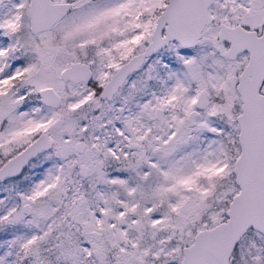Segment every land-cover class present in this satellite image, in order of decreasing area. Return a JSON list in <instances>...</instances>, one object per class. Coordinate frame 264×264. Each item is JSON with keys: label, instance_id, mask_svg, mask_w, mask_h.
<instances>
[{"label": "snow or ice", "instance_id": "obj_1", "mask_svg": "<svg viewBox=\"0 0 264 264\" xmlns=\"http://www.w3.org/2000/svg\"><path fill=\"white\" fill-rule=\"evenodd\" d=\"M0 264H264V0H0Z\"/></svg>", "mask_w": 264, "mask_h": 264}]
</instances>
